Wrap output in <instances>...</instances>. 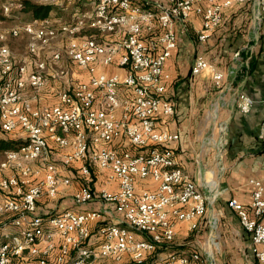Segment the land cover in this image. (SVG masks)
<instances>
[{"label": "built area", "instance_id": "2783aa9c", "mask_svg": "<svg viewBox=\"0 0 264 264\" xmlns=\"http://www.w3.org/2000/svg\"><path fill=\"white\" fill-rule=\"evenodd\" d=\"M13 1L18 10L20 0ZM85 1L91 2L90 14L70 24L55 26L48 16L8 29L12 38L20 33L29 38L30 53L37 42L70 38L63 50L36 63L34 71L15 65L8 47L0 45V135L14 134L22 141L0 158V264H201L197 252L169 253L159 262L148 261L172 243L177 224L193 230L207 211L199 187L175 166L169 145L178 135L162 128L174 115V102L165 95L170 76L164 67L177 49V28L184 29L192 14L201 19L196 40L205 43L219 26L223 9L250 4L261 20L264 0H165L152 9L131 0ZM3 8L7 13L8 8ZM83 32L91 36L74 38ZM115 33L120 38L107 41ZM4 38L0 34V43ZM62 55L86 79L59 90L55 105L34 109L26 89L43 88L47 64ZM193 59L191 75L207 73L219 88L224 73L202 55ZM110 67L124 75L108 74ZM252 105L251 98L238 96L240 113L247 114ZM121 140L126 141V149L109 147ZM49 142L59 151V166L49 160ZM74 163H79L80 178L87 180L95 166L105 174L106 186H115V191H95L84 182L72 193L76 208L90 204L96 208L81 212L54 208L61 189L72 184L61 170ZM138 179H149L154 189L136 191ZM247 185L249 208L234 199L226 207L248 235L256 264H264V182L249 179ZM41 203L51 207L41 212ZM113 213L120 221L106 222ZM92 223H100L95 245ZM210 227H215L214 221ZM204 255L205 262L214 264L209 253Z\"/></svg>", "mask_w": 264, "mask_h": 264}, {"label": "crops", "instance_id": "0c3cea01", "mask_svg": "<svg viewBox=\"0 0 264 264\" xmlns=\"http://www.w3.org/2000/svg\"><path fill=\"white\" fill-rule=\"evenodd\" d=\"M73 1L80 6L85 0ZM131 1L145 9H152L155 3L165 2ZM63 2L64 0H55L56 5H50L53 7L49 15L54 21L53 25L70 24L82 15H87V12L80 11L79 6L72 8L70 4ZM72 10L76 13L72 22H62V18L58 17L60 13ZM255 12L250 4H233L223 9L219 26L205 43L196 40L197 32L202 26L200 17L194 14L190 16L184 29L178 27L176 30L177 49L164 67L170 76L165 95L174 102V115L162 123V128L178 135V139L169 145L174 154L175 166L199 187L206 198L207 211L193 230L187 224H177L172 243L167 248H162L165 250V259L169 253L188 256L193 252L199 253L201 257L205 256V252L209 253V258L212 259L213 246L221 243L230 254L223 264H256L248 235L240 228L236 216L226 207V202L234 199L249 208L251 189L247 181L261 179L264 182V170L261 168L264 161V19H257ZM89 35L91 36L90 32H83L74 38ZM120 36V33H115L106 39L114 42ZM20 37H24L26 41L24 54L16 55V51L10 45L7 46L15 65H25L27 70L34 71L36 63L46 62L53 55L46 52V49L53 45L52 41L56 38L45 43L37 42L34 53H30L27 47L29 38L24 33H20ZM53 47L64 49L57 42ZM215 54L221 56L220 59L226 65L225 70H221L225 76L219 88L214 86L207 73L198 76L190 73L195 55H202L209 60L210 57L218 58ZM52 66L54 67L51 68ZM230 71L232 74H229ZM106 72L124 75V71L116 67H110ZM44 75L46 82L43 88H27L25 91L32 107L38 110L55 105L59 90L70 89L75 82L86 79L84 72L63 55L59 61L47 64ZM239 95H245L253 101L247 114L240 113L236 107ZM16 137L14 134L0 135L4 139ZM109 147L122 151L127 144L125 140H121L113 142ZM48 148L49 160L60 165L59 151L51 142L48 143ZM78 167L79 163H74L61 170V175L69 177L72 184L69 188L61 189L57 201L53 203L57 210L81 212L96 208L95 204L76 208L71 202L72 193L84 182L95 191L102 188L115 191L114 185L106 186L105 174L95 166L90 167L87 180L80 178ZM154 187L155 184L149 179H138L135 184L136 191L152 190ZM41 207L40 211L46 212L51 205ZM109 221L119 222L120 216L113 213L106 222ZM211 221L215 222L213 229L210 227ZM99 225L100 223L90 224L92 245L97 243L95 234ZM217 237L220 243L216 241ZM193 244L199 252L194 250ZM102 264L111 263L106 261Z\"/></svg>", "mask_w": 264, "mask_h": 264}, {"label": "rangeland", "instance_id": "374dc122", "mask_svg": "<svg viewBox=\"0 0 264 264\" xmlns=\"http://www.w3.org/2000/svg\"><path fill=\"white\" fill-rule=\"evenodd\" d=\"M69 1L70 2H68V0H64L63 4H70V7H72V8L74 6L75 7L79 6V5H77V3H74L73 0L72 1L69 0ZM13 2H14L13 0H0V34H3L5 36L3 43H0V45L5 44L6 47L10 45L13 48V50L16 51V55H22V54H24L23 51H24V48L26 46L25 38L24 37H20V38L16 37L13 39L11 36H9L8 29L13 27V26H16L17 24L21 25L23 23H28L32 20L27 16L18 14L17 9L14 6H12ZM52 4H53V6L56 5L54 3H52ZM5 6L8 8L7 13H5L4 8H3ZM91 7H92L91 2L84 1L79 6V9L81 12H87V14H90ZM75 14L76 13L72 10V12H62V13H60V16H58V17L62 18L61 19L62 22H66L67 20H68V22H70L73 15H75ZM82 14H84V13H82ZM67 41H68V38L63 37V36H58L52 42H54V43L57 42L59 44H62V47H64V45ZM54 43H52V44L54 45ZM53 45L50 48H47L46 52L53 53V52L61 51L60 47L56 48V47H53ZM215 56H217V54H215ZM217 57L218 58L210 57L209 58L210 63L215 65V67L217 69H219L220 71L225 70L226 65L223 64L222 60L220 59L221 56H217ZM53 67L54 66H52L51 68H53ZM0 156H1V154H0ZM57 166H59V164ZM41 205H45V203H41ZM216 230L214 231L215 234H217ZM201 241L203 242L204 238ZM216 241H218L220 243L218 237L216 238ZM198 242H200V239ZM210 243H211V241H210ZM193 245L195 247L194 250H197V246L195 244H193ZM197 251L199 252V250H197ZM186 253L188 254V252H186ZM229 255L230 254L227 251V247L223 246L221 243L218 246L216 244V246H213V248H212L211 257H213L212 259L215 260L216 264H223V262L226 261L227 256H229ZM164 256H165V250L160 249L157 251L156 255L154 254L148 261L149 262H159L160 260L165 259ZM201 259H202L201 264H208V262H205V257H201ZM213 263H214V261H213Z\"/></svg>", "mask_w": 264, "mask_h": 264}, {"label": "trees", "instance_id": "16d2710c", "mask_svg": "<svg viewBox=\"0 0 264 264\" xmlns=\"http://www.w3.org/2000/svg\"><path fill=\"white\" fill-rule=\"evenodd\" d=\"M20 7L17 13L29 17L31 20H40L47 18L53 7L50 5H39L35 4L30 0L18 1ZM22 141L17 138H0V154L15 150Z\"/></svg>", "mask_w": 264, "mask_h": 264}]
</instances>
